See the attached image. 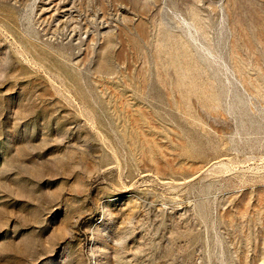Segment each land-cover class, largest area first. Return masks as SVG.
Segmentation results:
<instances>
[{"label": "rangeland", "instance_id": "1", "mask_svg": "<svg viewBox=\"0 0 264 264\" xmlns=\"http://www.w3.org/2000/svg\"><path fill=\"white\" fill-rule=\"evenodd\" d=\"M0 264H264V0H0Z\"/></svg>", "mask_w": 264, "mask_h": 264}]
</instances>
